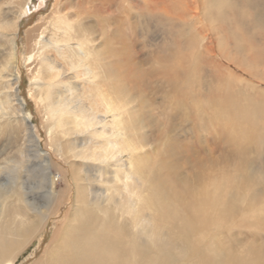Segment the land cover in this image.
I'll list each match as a JSON object with an SVG mask.
<instances>
[{
  "label": "bare ground",
  "instance_id": "bare-ground-1",
  "mask_svg": "<svg viewBox=\"0 0 264 264\" xmlns=\"http://www.w3.org/2000/svg\"><path fill=\"white\" fill-rule=\"evenodd\" d=\"M46 1L0 0V139L9 137L0 143V264L60 216L68 172L74 198L32 264H264V234L235 247L240 227L264 230V170L253 166L264 152V83L244 64L264 63V0H54L21 31ZM22 71L43 145L25 112ZM158 74L181 91L171 112L191 102L195 125L212 121L223 145L175 143L163 157L137 113L147 98L137 92ZM206 84L197 97L192 89L201 95ZM32 175L40 179L28 187Z\"/></svg>",
  "mask_w": 264,
  "mask_h": 264
},
{
  "label": "rangeland",
  "instance_id": "rangeland-1",
  "mask_svg": "<svg viewBox=\"0 0 264 264\" xmlns=\"http://www.w3.org/2000/svg\"><path fill=\"white\" fill-rule=\"evenodd\" d=\"M53 1L54 0L46 1V6H44L43 10L41 11L42 13L41 12L37 13V11L35 12L32 11L35 14L34 17L32 18L27 17L28 19L25 17L24 19H22L21 24H20L21 31L31 26L35 22L43 21V19L50 13V11L53 10L56 0L54 2ZM143 22H144L143 20H141V22H139V20L138 22H136V25L140 27V30L145 29L143 28ZM139 27L135 28L134 32L139 31L138 30ZM250 31H251V28H250ZM250 31H247V33ZM149 35L151 34L149 33ZM221 35L222 34H220L219 36ZM23 39L24 38L22 39L20 38L18 41V47L20 48V51L22 52L24 51L23 49H25ZM220 43L221 42H219V45ZM135 46H136V50L138 53H136V50L133 51V53L134 54L136 53V55L138 56L141 52L140 50L142 48V43L138 42ZM163 59L166 62V66L170 67L172 61L168 62L167 59L165 58ZM244 64H246L247 66H252V67L254 66L255 68H258L260 71V74L255 75V77L245 74L247 78L251 80L259 81L263 84L264 83V63L250 62V63H244ZM138 65L142 67L141 69H144V67L140 65V61H138ZM153 65L158 66L157 64L151 63V62L145 64L146 67H150ZM183 65L187 66L189 64L184 62ZM241 74L244 75V73H241ZM142 78H144V76H142ZM166 84L167 82L165 81V79L161 75L158 74L157 80H155V78L153 77L150 79H147L146 85L141 86L142 89H140L139 92H137L138 97H142V96L147 97L146 100L139 102V105L142 106V109L139 110L137 113L141 115L143 118L148 117V119H150L149 122L151 121V125L148 128L143 129L141 131H147L149 128L151 130H154V132L152 133V136L157 138V144H161L163 146L164 150L161 149L163 157L165 156L164 151L166 150V158L169 160L171 159V156H169V154L171 153L170 149L172 145H174L175 143L182 144V145H184V143L186 144L191 143L196 146L200 144L201 145L200 149L201 148L207 149L208 146H210L213 149V147H215L214 146L215 144H212L213 142L217 143V145L219 146L223 145L224 144L223 135L218 126L214 128L213 126L214 123L212 121H209V122L206 121L207 123L204 125L205 127L201 125L199 126L195 125L196 123L195 111L192 108L191 102H187L185 105L181 106L182 108L180 111L181 114L177 115L178 112H171L173 108L180 110V107L178 106V101L176 100L179 98H182L180 97L181 91H175V92L170 91L169 88L165 87ZM29 87H30V80L28 76L24 75V71H22L21 84H20L21 93L20 94L22 97H24L25 112L28 114L32 125L37 127V129L39 130V136H41L40 139L42 142L41 144L43 145L44 129H43V125L41 123L38 111L36 110L35 102L31 98L28 97ZM209 89L210 88H208L206 84L204 86V89L201 95L198 93L197 90L192 89V91L196 92L197 97L206 98V96L204 95L208 94ZM248 89L252 91L253 93L259 94V96L262 94L261 90H257V88L252 87L251 85H249ZM169 112L172 113V116H170L169 119L166 120V115L167 114L171 115ZM163 122H165V126ZM157 123H163V132H164L163 136L159 133V131L155 127ZM8 140H9L8 135L2 136V138L0 139L1 146L4 145V142L6 144ZM11 149H12L11 146L8 147L5 155L8 152L12 151ZM255 161L253 162L254 164L253 166L261 165L262 166L261 168L264 170V152H259L258 157L256 158ZM52 171L54 175H57V172L54 170V168H52ZM6 176L7 175H4L3 179L8 177ZM39 179H40L39 175H32L30 179L31 183L28 185V187H33V186L35 187L38 184ZM66 181L68 183L67 185L68 192H67V195L65 196V198H67L66 207L65 205L62 204L61 208H63V210L59 212L60 216L58 217L56 215V216L50 217V219L46 221V223L44 224L45 230L42 232V234H40L41 235L40 242L35 239L28 247H26L24 250L20 252V254L16 256V258L13 260L11 264H30V263L32 264L36 260V258L39 257L44 251V249L47 247L48 243L50 242V239L52 238V236L54 235L56 231L57 226L60 225L64 221L66 217L64 213L66 209L70 206L69 204L72 202L71 200H73L74 198L73 176L69 172L66 175ZM56 183L58 184V187H57L58 189L65 187V182L58 183V181H56ZM35 191H39V190L35 188ZM36 195H37V192H36ZM38 197H39L38 199L42 201V193H40ZM11 200L12 199H10V201ZM249 229L250 228H247V227L239 228V233L236 234V236L240 238V241H239L240 243L237 244L235 247L239 248V247H244V246L247 247V245H253V246L256 245V243L251 244L252 238L254 236L257 239V241H261L259 238L261 235L264 234V230L261 231L259 234L257 233V230H253L257 233L255 234L253 232L248 233L247 231ZM251 234H254V236ZM230 246L233 247V245H230ZM180 250L181 249L179 247L178 249L172 248V245H171V249H168V251L174 254H177V253L179 254ZM229 250L232 251L233 249L231 248ZM184 264H186V261L184 262Z\"/></svg>",
  "mask_w": 264,
  "mask_h": 264
}]
</instances>
